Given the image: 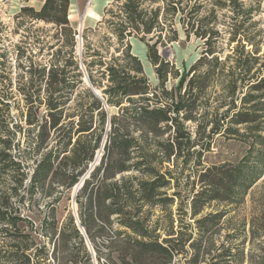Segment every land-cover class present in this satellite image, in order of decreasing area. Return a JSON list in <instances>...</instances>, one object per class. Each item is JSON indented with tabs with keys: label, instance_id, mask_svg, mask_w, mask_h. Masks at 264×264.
<instances>
[{
	"label": "trees",
	"instance_id": "trees-1",
	"mask_svg": "<svg viewBox=\"0 0 264 264\" xmlns=\"http://www.w3.org/2000/svg\"><path fill=\"white\" fill-rule=\"evenodd\" d=\"M70 5L23 8L52 27L37 60L23 43L0 62V264H264V214L250 239L231 215L264 177V0H115L81 35ZM178 23L202 48L182 73L158 49ZM148 38L156 87L130 43ZM218 138L248 151L206 165ZM101 150L76 195L80 226L71 214L59 226L57 206ZM40 203L36 228L27 210Z\"/></svg>",
	"mask_w": 264,
	"mask_h": 264
},
{
	"label": "rangeland",
	"instance_id": "rangeland-1",
	"mask_svg": "<svg viewBox=\"0 0 264 264\" xmlns=\"http://www.w3.org/2000/svg\"><path fill=\"white\" fill-rule=\"evenodd\" d=\"M41 1V0H40ZM97 1L90 3V0H74V4L78 2V5H74L72 9H69V18L73 27L82 34L88 30H94L97 28L98 23L103 19L105 9L113 3V0L108 5H102L97 7ZM26 7H33L36 11H39L42 6L37 0H0V62L7 61L14 64L18 59L17 47L23 46V43L27 44L29 50H31L32 56L26 54V57H31L37 60V41L39 37H42L41 29H51L52 26H46L44 23L36 24L32 22L30 16L23 14L22 10ZM72 10V11H71ZM264 17V16H263ZM177 29L179 32V40L171 45L163 48L159 47V53L166 60L172 62L180 73L184 69L191 68L202 56L201 43L194 37L188 39L183 25L177 24ZM107 33L106 29H101L99 34L90 35V40L96 43L100 37ZM52 34V33H51ZM81 38V37H80ZM82 40V38H81ZM54 43L51 40L50 44ZM132 52L137 56L144 66L145 73L149 79L150 84L153 87L158 86L159 81L155 73L153 65L148 60V47L147 44L152 45L153 42L150 38L147 41L142 42L139 39H131ZM15 76V74H14ZM13 91H18V84L15 77L13 78ZM176 84V81H171L168 83V88L171 89ZM23 105L20 103V108ZM17 109L13 111L16 113ZM118 110H112V113H117ZM26 147V143L23 140L22 147ZM248 151V145L243 142L236 140H225L223 138H218L210 153L206 154L204 157V162L206 165H219L224 163L237 164L242 160ZM103 156V151L101 150ZM78 194V193H77ZM76 194V195H77ZM76 195L72 189L67 194L59 205L57 206V219L59 221V226L63 223L66 217L75 212L78 214V204L76 202ZM26 206H29V202L26 201ZM173 212L177 214V206L173 209ZM34 215L31 211L27 210L29 216L34 221L36 228L41 220L45 216L47 209L44 207L43 203L39 206L34 207ZM155 214L160 215V209H155ZM264 214V177L259 181L253 189L250 191L245 199L244 204H242L235 213L231 215L234 217V223L241 220H247L248 227L245 233L246 237L250 239V228L253 224L259 226L261 224V217ZM176 217V215H175ZM177 225V224H176ZM115 230L117 227L114 228ZM159 234L163 235V231H159ZM260 236H257L253 250L259 253L261 238L264 237V230H259ZM245 235H242L243 237ZM37 238V235L35 236ZM51 250L53 246H50ZM98 264V263H97Z\"/></svg>",
	"mask_w": 264,
	"mask_h": 264
},
{
	"label": "water",
	"instance_id": "water-1",
	"mask_svg": "<svg viewBox=\"0 0 264 264\" xmlns=\"http://www.w3.org/2000/svg\"><path fill=\"white\" fill-rule=\"evenodd\" d=\"M96 94H97V95H100V93L97 92V91H96ZM101 160H102V154H101V152H100V153L98 154V156L96 157L95 161L91 164L88 173L83 177V179L81 180V182L73 188L75 195H76V194H77V193L83 188V186H84V184H85V181H86L87 179H89V177H90L91 173L94 171V169H95L97 166H99V164L101 163ZM75 214H76V215H75V218H76V224H77V226L79 227L80 225H79V220H78V214H77V212H75Z\"/></svg>",
	"mask_w": 264,
	"mask_h": 264
},
{
	"label": "crops",
	"instance_id": "crops-1",
	"mask_svg": "<svg viewBox=\"0 0 264 264\" xmlns=\"http://www.w3.org/2000/svg\"><path fill=\"white\" fill-rule=\"evenodd\" d=\"M78 1V0H77ZM80 1V0H79ZM85 0H81V2H84ZM113 0H98L97 1V7H101L102 5H108L109 3H111ZM38 3H40V6H42L45 2V0H37ZM76 6L78 5V2H76L74 4V0H71V5H70V9H72L73 6ZM72 11V10H71Z\"/></svg>",
	"mask_w": 264,
	"mask_h": 264
},
{
	"label": "built area",
	"instance_id": "built-area-1",
	"mask_svg": "<svg viewBox=\"0 0 264 264\" xmlns=\"http://www.w3.org/2000/svg\"><path fill=\"white\" fill-rule=\"evenodd\" d=\"M79 34H80V33H79ZM80 35H81V34H80ZM77 38L79 39L80 43L82 44V40H81L80 36L77 37ZM73 215L75 216L76 214L74 213Z\"/></svg>",
	"mask_w": 264,
	"mask_h": 264
},
{
	"label": "bare ground",
	"instance_id": "bare-ground-1",
	"mask_svg": "<svg viewBox=\"0 0 264 264\" xmlns=\"http://www.w3.org/2000/svg\"><path fill=\"white\" fill-rule=\"evenodd\" d=\"M96 0H90V3H93V2H95Z\"/></svg>",
	"mask_w": 264,
	"mask_h": 264
}]
</instances>
